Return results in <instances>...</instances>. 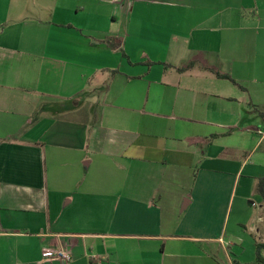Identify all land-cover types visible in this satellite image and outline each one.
<instances>
[{
  "label": "crops",
  "instance_id": "obj_1",
  "mask_svg": "<svg viewBox=\"0 0 264 264\" xmlns=\"http://www.w3.org/2000/svg\"><path fill=\"white\" fill-rule=\"evenodd\" d=\"M260 120L264 0H0V264L254 262Z\"/></svg>",
  "mask_w": 264,
  "mask_h": 264
},
{
  "label": "rangeland",
  "instance_id": "obj_2",
  "mask_svg": "<svg viewBox=\"0 0 264 264\" xmlns=\"http://www.w3.org/2000/svg\"><path fill=\"white\" fill-rule=\"evenodd\" d=\"M64 111H66V109L64 108V110H63V112ZM261 121V123L262 124H264V120H260ZM262 130H264V129H262ZM262 150H264V145H262ZM241 187H242V184L240 183V185H239V189L238 190H236V191H234L233 192V199H234V203H231V206L232 207H230L231 208V210L229 211V213H228V220H227V225L228 226H230L231 224H233V222H234V220H233V217H234V215H235V210L237 209V202H238V196H239V191H240V189H241ZM218 192V197H220V198H222V200L225 202V200L227 199V197L229 196L228 194H229V191H227L226 189L224 190V191H222V190H220L219 189V191H217ZM257 199H258V197H257V195H255V193H252V195L248 198V200L245 202V204H247V205H250L249 206V209L253 212V213H255V207H252L251 206V204L253 203V204H255V205H257ZM257 216H258V214H257V211H256V215H255V217H254V219H256L257 218ZM217 217L219 218V215L217 214ZM259 224L261 225V229H262V231H264V222H259ZM255 252H256V249H255ZM249 250L245 253V259L247 260V262H248V260H254V262H252V263H248V264H258L257 262H256V256L254 257V259H252V257H251V259H250V256H249ZM231 254V253H230ZM232 256V255H231Z\"/></svg>",
  "mask_w": 264,
  "mask_h": 264
},
{
  "label": "trees",
  "instance_id": "obj_3",
  "mask_svg": "<svg viewBox=\"0 0 264 264\" xmlns=\"http://www.w3.org/2000/svg\"><path fill=\"white\" fill-rule=\"evenodd\" d=\"M224 78L228 79V77ZM256 194L262 199V201H264V177L258 179L257 181ZM255 248L256 262L258 264H264V242L256 243Z\"/></svg>",
  "mask_w": 264,
  "mask_h": 264
},
{
  "label": "built area",
  "instance_id": "obj_4",
  "mask_svg": "<svg viewBox=\"0 0 264 264\" xmlns=\"http://www.w3.org/2000/svg\"><path fill=\"white\" fill-rule=\"evenodd\" d=\"M117 1H121V0H117ZM41 255H42V258L44 259H49V260L56 259L62 262V264H68L69 261L71 260V257L69 254L63 251L57 250V249H52V248L44 249L41 252Z\"/></svg>",
  "mask_w": 264,
  "mask_h": 264
}]
</instances>
